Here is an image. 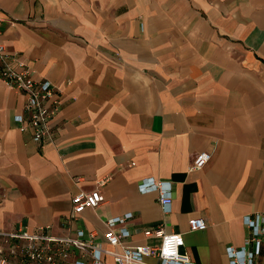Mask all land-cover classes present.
Listing matches in <instances>:
<instances>
[{
	"label": "crops",
	"instance_id": "0c3cea01",
	"mask_svg": "<svg viewBox=\"0 0 264 264\" xmlns=\"http://www.w3.org/2000/svg\"><path fill=\"white\" fill-rule=\"evenodd\" d=\"M0 42L58 89L42 145L0 77V229L83 230L108 246L107 220L132 213L116 226L128 244L158 245L144 231L163 225L195 264H231L244 217H264V0H0ZM108 176L103 203L74 218L72 196ZM149 177L171 183L168 212L139 188ZM194 217L206 229L191 231Z\"/></svg>",
	"mask_w": 264,
	"mask_h": 264
},
{
	"label": "built area",
	"instance_id": "2783aa9c",
	"mask_svg": "<svg viewBox=\"0 0 264 264\" xmlns=\"http://www.w3.org/2000/svg\"><path fill=\"white\" fill-rule=\"evenodd\" d=\"M33 69L24 61H17V66L11 64L6 47L0 42V77L10 88L23 93L25 105L23 113L16 116L21 130L31 128L33 138L42 145L52 143L55 131L51 120L58 110V100L55 94L57 87L49 80L34 78ZM51 101V104L49 105ZM212 158V153L203 151L197 154L191 164L192 170L202 169ZM110 179V176L99 179L98 188L90 191L80 190L72 196V216L83 213L87 208H95L105 200L100 189ZM142 191H159L160 203L165 212L172 204V185L168 181L149 177L146 182L139 183ZM4 192L0 187V201ZM132 217V213L112 217L107 220V230L104 241L97 243L90 238H84L83 230L74 235L55 236L49 233H30L24 228L17 230L0 229V264H147L145 256H156V264H195L185 250L183 232H168L163 225L148 228L144 231L146 237L160 239L158 245L128 244L129 229H116L117 224L124 223ZM245 225L249 229L248 237L242 248L232 245L227 247L231 264H255L256 257L262 251L264 243V217L256 218L247 215ZM207 223L203 217L189 219L191 231L204 230ZM252 244L253 248L249 249ZM74 251L78 256L73 259Z\"/></svg>",
	"mask_w": 264,
	"mask_h": 264
}]
</instances>
